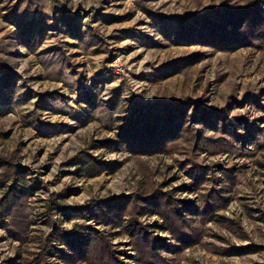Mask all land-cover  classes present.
<instances>
[{
	"label": "rangeland",
	"instance_id": "obj_1",
	"mask_svg": "<svg viewBox=\"0 0 264 264\" xmlns=\"http://www.w3.org/2000/svg\"><path fill=\"white\" fill-rule=\"evenodd\" d=\"M148 259L264 264V0H0V264Z\"/></svg>",
	"mask_w": 264,
	"mask_h": 264
},
{
	"label": "trees",
	"instance_id": "obj_2",
	"mask_svg": "<svg viewBox=\"0 0 264 264\" xmlns=\"http://www.w3.org/2000/svg\"><path fill=\"white\" fill-rule=\"evenodd\" d=\"M254 19V18H253ZM252 19V20H253ZM253 22H256V21H253ZM172 134H173V136L174 137H177L178 135H179V133L178 134H175V133H173L172 132ZM211 208V207H210ZM178 216H180V215H178ZM181 217H179V219H180ZM181 220H183V221H185V218H182ZM173 233L175 234V233H178V232H176V229L174 230L173 229ZM177 235V239L180 241V242H182V243H184V242H186L187 243V235L186 234H184L183 232H181V233H178V234H176ZM150 240V239H149ZM186 245V244H185ZM155 250V249H154ZM150 255H155V254H153V253H151ZM156 257V256H155ZM158 261H160L161 262V264H166L165 263V261H163L162 259H160V260H158ZM146 264H148V263H150V264H156V263H158L157 261H155V259H154V261H149V259L148 260H146V262H145Z\"/></svg>",
	"mask_w": 264,
	"mask_h": 264
},
{
	"label": "built area",
	"instance_id": "obj_3",
	"mask_svg": "<svg viewBox=\"0 0 264 264\" xmlns=\"http://www.w3.org/2000/svg\"><path fill=\"white\" fill-rule=\"evenodd\" d=\"M118 67V66H117ZM118 69V68H117Z\"/></svg>",
	"mask_w": 264,
	"mask_h": 264
}]
</instances>
